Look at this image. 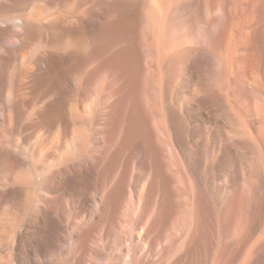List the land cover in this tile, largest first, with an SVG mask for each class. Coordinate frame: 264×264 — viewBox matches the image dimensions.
<instances>
[{"label": "rangeland", "instance_id": "1", "mask_svg": "<svg viewBox=\"0 0 264 264\" xmlns=\"http://www.w3.org/2000/svg\"><path fill=\"white\" fill-rule=\"evenodd\" d=\"M26 1L0 48V264H264V0ZM166 14L187 32L163 56Z\"/></svg>", "mask_w": 264, "mask_h": 264}, {"label": "bare ground", "instance_id": "2", "mask_svg": "<svg viewBox=\"0 0 264 264\" xmlns=\"http://www.w3.org/2000/svg\"><path fill=\"white\" fill-rule=\"evenodd\" d=\"M143 1L145 2V0H143ZM150 1L152 2V6H151L152 9L147 8V7L145 8V12H146L145 20L149 19L148 17L159 20L160 15L163 14L164 5H165L166 0H150ZM198 1H199L198 2L199 5H201L206 11H209V13L214 15L215 12H217L216 8H218V6L216 4H210V0H198ZM14 2H15L14 0H0V34H1V36H0L1 37L0 38V48L4 47V45H7L11 48L16 46L19 42H21L23 40L24 36L28 33V23L33 22L32 20H29V19L33 18L35 13L33 12L32 15H28V11H27L28 10V1L22 0V4L20 3L17 6H15L16 4H14ZM216 2L219 3V1H216ZM43 5H42V7H43ZM37 10H39V9H37ZM20 12L22 13V15L16 16L15 13H20ZM168 13L169 12H167V14ZM167 14L164 17L165 19H164L163 23L156 24L155 29H154V33H158V35H159L156 38V44H157L158 48L161 50V54L166 49L170 50L174 45L179 44L184 38H186L185 33L187 32L186 31L187 29H185V32L181 31L179 33L177 32L176 34H174V31L176 30V28L178 27V25L180 23L183 24V29H184V27L187 26V23L185 26V22L187 20L188 14L184 15L185 14L184 13L183 15H177V16L174 15L170 18H168ZM161 17H163V16H161ZM167 18H168V20H167ZM234 20H235V18L233 16L229 17L228 21L230 22V24L228 22V25H231L234 22ZM247 20L249 21V19H247ZM217 21H218V19L215 18L214 22L216 24H218ZM251 24H252V22H251ZM247 26H249V25H247ZM183 29L181 27L180 30H183ZM245 33L246 32H244V34ZM224 35L225 36L223 38L224 39L223 42L224 41L230 42L231 38H230L229 28H227V27L224 28ZM246 36H247V33L245 34V37ZM240 45L243 46V42H242V44H239V46ZM209 47H210V51L213 52L214 48L211 45V42H209ZM242 49H243V47H242ZM164 54L165 53H163L162 55L164 56ZM172 54L166 55V57H165V61H168V64L170 62L169 67H172L174 64H176V66H178L177 64H179L180 61H184L185 56L182 52H180L177 56H174ZM212 55H213V57L216 58V60H218L219 57L221 56L220 53H216V54H212ZM242 57H243V52H242V54L240 52L238 57L236 59H232L231 64H229L231 66V69L235 70L234 76L232 77V78H234L235 83L234 82L233 83L235 85L241 81H243L242 82L243 84H247V81L244 79V74H246L245 72L247 71V68H246V64H247L246 62L247 61L245 62L243 59H241ZM214 61H215V59H214ZM217 63H219V62H217ZM220 63L228 64L227 62H224L223 58L220 61ZM179 70H180V68H179ZM179 70H177V72L176 71L175 72L178 73ZM23 72H25V74L26 73L28 74V68H25ZM172 73H173V71H172ZM248 76H249V74H248ZM19 80L20 81H19L16 89L18 92H22V91H24L22 86L24 85V82H26V81L23 78H20ZM6 91L8 94H10V92L13 91V88L8 87L6 89ZM258 92H262L264 94V92L260 89H257V94H258ZM234 97L236 98L235 91H234ZM262 104H263V102H262ZM8 118L9 117H7V123L10 122V120H8ZM263 144H264V140H263ZM18 151L22 152L23 150L20 149ZM12 154H13V158H15V159L20 158L21 159V157L17 153H14L12 151ZM8 162H10V157L7 156L5 164Z\"/></svg>", "mask_w": 264, "mask_h": 264}]
</instances>
